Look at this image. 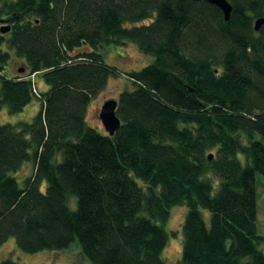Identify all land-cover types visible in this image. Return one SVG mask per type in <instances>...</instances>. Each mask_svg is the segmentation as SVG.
<instances>
[{"label":"trees","instance_id":"obj_1","mask_svg":"<svg viewBox=\"0 0 264 264\" xmlns=\"http://www.w3.org/2000/svg\"><path fill=\"white\" fill-rule=\"evenodd\" d=\"M227 1L228 20L205 0H0V108L40 101L31 121L0 123V245L165 264L164 224L183 206L176 264H264V25L251 24L264 0ZM127 42L151 62L126 73L109 135L85 112L118 72L105 50ZM11 55L26 71L6 74Z\"/></svg>","mask_w":264,"mask_h":264},{"label":"rangeland","instance_id":"obj_2","mask_svg":"<svg viewBox=\"0 0 264 264\" xmlns=\"http://www.w3.org/2000/svg\"><path fill=\"white\" fill-rule=\"evenodd\" d=\"M145 21L146 23L149 22ZM254 19L251 24L253 26ZM105 60L115 66L118 69L116 76H110L105 86L98 91L90 100L86 112L85 121L88 125L96 128L100 132H106L99 119V111L104 101L113 99L118 101L119 95L124 90H129L132 87V82L127 79L126 73L133 70H139L145 65L151 62V57L143 54L132 43H125L120 46H112L107 48L104 53ZM22 61L14 55L10 56V59L6 66V74L8 76H15L18 73L26 71ZM31 78L34 81V85L37 90L45 91L46 85L41 78L32 75ZM40 108V101L38 94L35 91V97L27 104L21 112L10 114L5 106L0 108V123L16 124L18 122H29ZM211 153H215L212 150ZM32 173L31 163L24 164L17 172L14 173L15 178L19 184L22 185L24 178ZM256 205H257V233L264 235V178L256 175ZM72 199V198H71ZM75 199L69 200V205L74 207ZM186 208L183 206H176L170 210L169 217L164 224V228L168 234L165 248L162 252V256L165 264H176L181 256L182 250V224ZM204 216L206 215L203 211ZM264 252V245L261 246ZM9 258L13 261H17L21 264H89L80 254L77 247L72 246L62 251L44 250L34 254H27L20 251L13 238H9L3 244L0 245V261Z\"/></svg>","mask_w":264,"mask_h":264},{"label":"water","instance_id":"obj_3","mask_svg":"<svg viewBox=\"0 0 264 264\" xmlns=\"http://www.w3.org/2000/svg\"><path fill=\"white\" fill-rule=\"evenodd\" d=\"M205 1L219 8L223 14L224 20L229 19L232 6L227 0H205ZM262 25H264V18L258 17L253 22V29L257 31L261 28ZM9 28L10 26L8 24L3 25L0 27V32L5 33L9 30ZM116 107H117V102L113 99H109L104 101L99 111V115H98L99 119L102 123L104 130L109 135H112L120 126V120L116 115ZM208 157L209 159H211L212 155L210 154Z\"/></svg>","mask_w":264,"mask_h":264},{"label":"flooded vegetation","instance_id":"obj_4","mask_svg":"<svg viewBox=\"0 0 264 264\" xmlns=\"http://www.w3.org/2000/svg\"><path fill=\"white\" fill-rule=\"evenodd\" d=\"M8 23V22H7ZM1 24H6V22H1Z\"/></svg>","mask_w":264,"mask_h":264}]
</instances>
